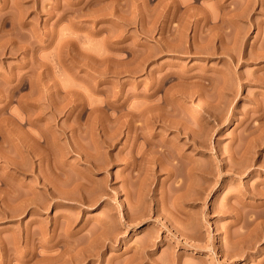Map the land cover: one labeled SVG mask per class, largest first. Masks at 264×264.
Masks as SVG:
<instances>
[{"label":"rangeland","instance_id":"obj_1","mask_svg":"<svg viewBox=\"0 0 264 264\" xmlns=\"http://www.w3.org/2000/svg\"><path fill=\"white\" fill-rule=\"evenodd\" d=\"M0 264H264V0H0Z\"/></svg>","mask_w":264,"mask_h":264},{"label":"bare ground","instance_id":"obj_2","mask_svg":"<svg viewBox=\"0 0 264 264\" xmlns=\"http://www.w3.org/2000/svg\"><path fill=\"white\" fill-rule=\"evenodd\" d=\"M204 78V77H203ZM225 78V77H224ZM226 79V78H225ZM238 81H239V79H238ZM223 83V82H222ZM156 84V83H155ZM159 84V83H158ZM222 87V86H221ZM224 87V86H223ZM157 89V88H156ZM174 93V92H173ZM172 93V94H173ZM156 94H157V90H155V91H149V93H147V94H145V98H147L149 101H152V100H157L158 99V97L156 96ZM171 94V95H172ZM176 94V93H175ZM174 95V94H173ZM155 97H157V98H155ZM167 99H170V98H167ZM173 98H171V100H172ZM167 101V100H166ZM152 102H154V101H152ZM220 102V101H219ZM149 103V102H148ZM166 103V102H165ZM168 103V102H167ZM157 105H159V104H157V103H152V104H149V106H147L144 110L142 109V110H138V109H135L134 110V108H133V110L132 111H129V112H131V114H130V118L131 119H129L131 122V126L134 128V130H133V128H132V130L134 131V135H138L137 134V129L140 127L138 124L136 125V123L134 124V125H132L133 123V121L136 119H138L139 117H140V119L143 117V116H146L147 118H149V119H152L153 121H162V125L166 128H174V131L177 133V135H179V134H183V135H186V140H184L185 142H187V143H189L190 145H193V147H195V140H193V137H191V133H190V131L191 130H189V131H187L188 130V128H189V126H188V128H187V130H185L186 128L185 127H182V126H184L183 124H181V123H179L180 122V120L177 122V121H174V119H173V117H174V115H175V111H172L171 113H170V115H171V117H166V118H160V114L158 115L156 112V110H155V112H154V109L155 108H157ZM169 106L171 105V103L170 104H168ZM160 106V105H159ZM172 106V105H171ZM170 106V107H171ZM133 107H135V106H133ZM165 107V106H164ZM138 108V107H137ZM162 108V107H161ZM168 108V107H167ZM171 108H173V107H171ZM163 109V108H162ZM131 110V109H130ZM167 111V110H166ZM169 111V110H168ZM171 111V110H170ZM128 112V113H129ZM160 112V111H159ZM158 112V113H159ZM163 115V114H162ZM178 115V114H177ZM161 117H163V116H161ZM145 118V117H144ZM177 118V117H176ZM152 120L150 121V122H152ZM177 120V119H176ZM148 121V120H147ZM143 122V121H142ZM149 122V121H148ZM185 122V121H184ZM188 123V122H187ZM147 124V123H146ZM145 124V125H146ZM154 124V123H153ZM141 125H143V124H141ZM189 125H191V123L189 124ZM128 126H129V124H128ZM187 126V125H186ZM151 127V126H150ZM147 128V127H146ZM129 129V128H128ZM141 129V128H140ZM139 130V129H138ZM130 131V130H129ZM139 132V131H138ZM142 132V131H141ZM130 133V132H129ZM144 133V132H143ZM156 133V132H155ZM134 135H133V133H132V136H133V138H134ZM145 135V134H144ZM156 136V135H155ZM160 136V135H159ZM131 137V136H130ZM182 138V137H181ZM161 139V138H160ZM183 139V138H182ZM181 139V140H182ZM173 140V139H172ZM188 140V141H187ZM197 140V139H196ZM148 141H150V140H148ZM167 142V140L166 139H161V140H159L158 142H154V145H159V146H161V147H164L165 149H167V151H168V153H167V155L169 156L168 158H170L172 161L174 160H176L175 162H173V165L175 164L176 165V163L178 164V163H180V161H181V159L182 158H184L186 155H184V154H182L183 153V151H182V153L181 152H179L178 150H177V145H178V143H175V142H173V144H171L170 146H167V145H165V143ZM175 141V140H174ZM195 141V142H194ZM133 142V141H132ZM153 142H151L152 144H153ZM172 142V141H171ZM197 143H199V142H197ZM200 143H202V142H200ZM150 144V143H149ZM203 145V144H202ZM204 146V145H203ZM158 146H156V148H157ZM180 147V146H179ZM154 148H155V146H154ZM181 148V147H180ZM164 149V151H166ZM159 150V149H158ZM157 150V151H158ZM161 150V149H160ZM141 151V150H140ZM181 151V150H180ZM160 152V151H159ZM156 153V152H155ZM158 153V152H157ZM247 153V152H246ZM133 155V154H132ZM166 155V156H167ZM245 155V154H244ZM153 156V155H152ZM158 156V155H157ZM160 156V155H159ZM162 156V155H161ZM160 156V157H161ZM234 157V156H233ZM238 157V156H237ZM156 158V157H155ZM154 158V159H155ZM186 158V157H185ZM243 158V157H242ZM246 158V157H245ZM188 161H186V162H188L187 164H189L190 163V161H191V158H190V156H188ZM168 160V159H167ZM182 160H184V159H182ZM154 161V160H153ZM171 161V162H172ZM241 161V160H240ZM252 161V160H251ZM168 162V161H167ZM183 162V161H182ZM250 162V161H249ZM248 162V163H249ZM225 163V162H224ZM236 163V162H235ZM165 164V163H164ZM249 164H251V163H249ZM174 165V166H175ZM181 165V164H180ZM194 165V164H193ZM219 164H217V166H218ZM173 166V167H174ZM169 167V166H168ZM179 167V166H178ZM193 168V166H190L189 165V168ZM199 167V166H198ZM168 169V168H167ZM172 169V168H171ZM187 169V168H186ZM236 169V168H235ZM188 170V169H187ZM195 170V169H194ZM175 171V170H174ZM173 171V172H174ZM193 171V170H192ZM204 171V170H203ZM242 171V170H241ZM189 172V171H188ZM172 173V172H171ZM173 174H175V173H173ZM170 175V174H169ZM173 176V175H172ZM181 180V179H180ZM181 185H176L175 187L176 188H178V187H180ZM259 188V187H258ZM255 189V188H254ZM262 189V188H261ZM249 190V189H248ZM254 192V191H253ZM262 192V191H261ZM262 204V203H261ZM166 205V204H165ZM223 211V210H222ZM169 212V211H168ZM253 215V214H252ZM129 217V216H128ZM127 222V221H126ZM252 223V222H251ZM244 241V240H243ZM236 242V241H235ZM231 252V251H230ZM136 254V253H135ZM139 254H141V252L139 253ZM145 254V253H144ZM224 254V253H223ZM228 255V254H227ZM135 257V256H134ZM133 257V258H134ZM130 262V261H129ZM136 263V262H135ZM138 263V262H137Z\"/></svg>","mask_w":264,"mask_h":264}]
</instances>
